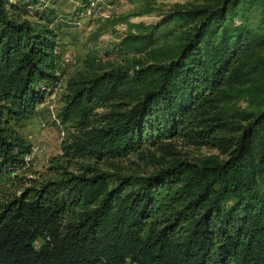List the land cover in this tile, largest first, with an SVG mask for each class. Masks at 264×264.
I'll list each match as a JSON object with an SVG mask.
<instances>
[{
	"label": "trees",
	"instance_id": "1",
	"mask_svg": "<svg viewBox=\"0 0 264 264\" xmlns=\"http://www.w3.org/2000/svg\"><path fill=\"white\" fill-rule=\"evenodd\" d=\"M37 4L0 0V264H264V0L174 12L163 22L186 28L166 58L78 82L61 110L75 133L48 176L24 162L17 127L58 79V36ZM254 10L257 28L244 21ZM241 97L247 107L230 104ZM173 140L225 159L115 184L83 165Z\"/></svg>",
	"mask_w": 264,
	"mask_h": 264
},
{
	"label": "rangeland",
	"instance_id": "2",
	"mask_svg": "<svg viewBox=\"0 0 264 264\" xmlns=\"http://www.w3.org/2000/svg\"><path fill=\"white\" fill-rule=\"evenodd\" d=\"M37 1L43 5L31 7V12L48 9L53 19L50 26L58 36V79L35 114L20 121L17 127L30 146L43 147V152L35 157L30 167L34 172L48 176L52 173L50 161L61 153V146L75 133L72 122H62L61 110L65 97L77 83L112 68L124 67L132 72L140 64L166 58L186 26L178 18L163 22L165 18L177 11L203 7L214 0H100L93 10H89L88 5L82 7L83 0ZM245 16L246 23L258 27L259 10ZM261 53L264 55V49ZM65 57L74 59L75 63L66 65ZM231 103L240 108L247 107L245 97ZM171 144L168 150L144 147L116 160L83 162V165H93L107 173L111 183L115 184L124 178L134 182L175 160L199 164L213 154L220 160L225 159L214 148L187 145L180 140H173ZM75 169L73 167L71 171Z\"/></svg>",
	"mask_w": 264,
	"mask_h": 264
},
{
	"label": "built area",
	"instance_id": "3",
	"mask_svg": "<svg viewBox=\"0 0 264 264\" xmlns=\"http://www.w3.org/2000/svg\"><path fill=\"white\" fill-rule=\"evenodd\" d=\"M100 0H90L88 4L89 10H93L95 6L98 4ZM63 62L66 65H72L75 63L74 59L65 57L63 59ZM43 152V147H35V146H30L29 152L24 155V162L27 164H30L36 156L40 155Z\"/></svg>",
	"mask_w": 264,
	"mask_h": 264
}]
</instances>
